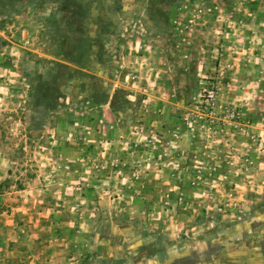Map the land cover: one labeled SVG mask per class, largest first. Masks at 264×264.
Listing matches in <instances>:
<instances>
[{"label": "rangeland", "instance_id": "obj_1", "mask_svg": "<svg viewBox=\"0 0 264 264\" xmlns=\"http://www.w3.org/2000/svg\"><path fill=\"white\" fill-rule=\"evenodd\" d=\"M0 264H264V0H0Z\"/></svg>", "mask_w": 264, "mask_h": 264}, {"label": "built area", "instance_id": "obj_2", "mask_svg": "<svg viewBox=\"0 0 264 264\" xmlns=\"http://www.w3.org/2000/svg\"><path fill=\"white\" fill-rule=\"evenodd\" d=\"M216 97V93L213 89H209L205 91L204 98L206 101H213ZM192 105H195V102L192 103Z\"/></svg>", "mask_w": 264, "mask_h": 264}]
</instances>
